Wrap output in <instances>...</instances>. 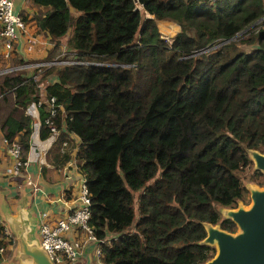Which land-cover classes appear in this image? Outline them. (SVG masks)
Wrapping results in <instances>:
<instances>
[{
    "label": "trees",
    "instance_id": "1",
    "mask_svg": "<svg viewBox=\"0 0 264 264\" xmlns=\"http://www.w3.org/2000/svg\"><path fill=\"white\" fill-rule=\"evenodd\" d=\"M28 2L45 9L22 21L33 20L53 49L70 33L66 56L77 63L43 68L38 82L53 77L44 96L60 107L51 157L67 161L61 141L79 140L87 224L107 240L102 263H203L214 253L198 244L203 223L234 231L218 207L242 199L246 150L264 148V0ZM161 20L177 25L170 43ZM38 82L26 68L0 74V131L23 152L31 132L24 110L39 99ZM37 108L44 139L51 134ZM2 238L0 228V246Z\"/></svg>",
    "mask_w": 264,
    "mask_h": 264
},
{
    "label": "crops",
    "instance_id": "2",
    "mask_svg": "<svg viewBox=\"0 0 264 264\" xmlns=\"http://www.w3.org/2000/svg\"><path fill=\"white\" fill-rule=\"evenodd\" d=\"M11 2L13 13L18 15L21 20V28L15 30L16 38L12 43L9 56L4 59V65L11 67L10 62L13 59L22 60L25 63L44 60L49 53H53V43L48 35L37 31L33 20L27 18L24 22L22 16L30 17L43 13L45 8L31 6L28 0H11ZM136 8L140 10L141 6ZM142 17L150 16L146 12H142ZM161 22L167 25L171 24L174 28L172 35L175 34L177 30L175 23L167 20H161L158 23ZM69 34L67 32L64 37L58 39L59 45L57 47H61L62 44L65 47ZM1 51L2 43L0 41V53ZM30 74L32 71H29ZM50 79L53 77L49 76L45 80V84ZM44 86L43 84L42 92ZM28 117L31 132L28 148L24 152V156L28 160L25 171L29 174L31 182L37 186L36 189L31 188L26 183L23 172L11 174L10 169L13 160L8 154V146L0 131V222L6 232L1 239L0 256L2 260L0 264H20L18 250L21 240H18L17 235H23L26 242L35 241L36 245L39 246L38 224L42 220V213H45L48 218H55L66 210V206H69L73 198V181L67 182L62 169L66 161L61 162V159H57L55 156L51 157L55 143L54 136L39 138L41 122L36 107L30 108ZM73 137L68 149V157L71 159L79 146V140L77 137ZM77 174L76 172V175H73L74 180L77 178ZM94 260L93 245L87 243L80 249L75 264H92Z\"/></svg>",
    "mask_w": 264,
    "mask_h": 264
},
{
    "label": "built area",
    "instance_id": "3",
    "mask_svg": "<svg viewBox=\"0 0 264 264\" xmlns=\"http://www.w3.org/2000/svg\"><path fill=\"white\" fill-rule=\"evenodd\" d=\"M208 3H214L216 0H205ZM18 15L13 13L11 0H0V41L2 43V56L6 59L9 56L12 49V43L16 38V28H21V22ZM171 41L167 42L170 43ZM60 63L59 60L53 58L52 60H41L32 63L18 64L16 66L6 68L4 71L8 72L16 68H32V74L30 77L33 81L38 82V77L42 73L43 68H48L52 65ZM62 63H77V61L69 59ZM42 86L41 82H38V89ZM44 106L45 117L42 123L48 127L51 136L58 133L54 125V117L57 115L60 107L55 104L53 96L45 97L43 94L39 95V99L36 103L30 104L25 110L24 115H30V108ZM38 109V108H37ZM4 142H6L4 140ZM8 146V154L13 160V165L10 169L11 174H20L23 172L25 175L26 183L31 188L36 189L37 186L31 182L29 174L26 173L25 168L28 165V160L24 156L22 146L13 140ZM68 141L65 139L61 141L59 145V152L62 154L66 150L68 151ZM64 170V177L67 182L73 181V198L66 206V210L62 214L55 218H48L45 213H42V220L38 224V240L39 246L44 250L51 264H75L78 259L80 249L87 243L93 245V257L92 264H103L101 261L100 245L107 243V240L95 237L92 228L87 224L89 218V195L85 186V180L83 176L78 172L76 161L74 157L68 158ZM77 174V178L73 179V175ZM67 173V174H66ZM71 175V178L69 176ZM0 228L5 236V230L0 222ZM75 236V238H74ZM1 251V249H0Z\"/></svg>",
    "mask_w": 264,
    "mask_h": 264
},
{
    "label": "water",
    "instance_id": "4",
    "mask_svg": "<svg viewBox=\"0 0 264 264\" xmlns=\"http://www.w3.org/2000/svg\"><path fill=\"white\" fill-rule=\"evenodd\" d=\"M246 152L254 170L264 175V153L255 149H247ZM249 197L250 205L246 209L240 206L235 209L222 207L221 213L234 223L237 232L203 223L205 235L198 244L212 246L214 253L201 264H264V187L249 189ZM17 238L21 240L18 250L20 264H51L35 241L26 242L23 235H17Z\"/></svg>",
    "mask_w": 264,
    "mask_h": 264
},
{
    "label": "rangeland",
    "instance_id": "5",
    "mask_svg": "<svg viewBox=\"0 0 264 264\" xmlns=\"http://www.w3.org/2000/svg\"><path fill=\"white\" fill-rule=\"evenodd\" d=\"M157 28H158V31L160 33V36L165 40V42L171 41V38L173 36L172 35L173 34V29H174L171 26V24L167 25L164 22L157 23ZM239 48L244 50V51L249 50V47L246 46V45H239ZM65 50L66 49H65V47H63V44H62L61 47H59V46L56 47L54 49L52 55L50 57H48V58L45 57L44 60H47V59L52 60L53 58H55L56 60L60 61V63H58L56 65L65 64V63H62V62L68 61L70 59L68 55L66 56L67 53H66ZM24 64H26V63H24ZM16 65H18V63L13 59V61L10 62V66L13 67V66H16ZM6 68H10V67H6V65L0 64V74L1 73H6L4 71ZM16 69H19V68H16ZM16 69H14V70H16ZM26 69H28V71H33V69L29 68V67H26ZM14 70H11V71H8V72L11 73V72H14ZM40 75H39V77H40ZM39 77H38V79H39ZM40 80H41V78H40ZM39 82L42 83V87L40 88V90L38 89V95L43 94L42 88H43V84L45 85V81L44 82L43 81H39ZM258 152L264 153V148L262 150L260 149ZM253 170H254L253 164L251 163L249 167H246L244 170H242L241 172L237 173V176L240 179L241 184L246 187V192L243 195L242 199L239 200V202L237 204H235V206L233 208H231V209H235V208H237L239 206L246 209L250 205L249 189L262 188L263 187V186H259L258 185L261 182V180H263V178L253 175L252 174ZM224 208L225 209H229L228 207H224ZM222 209L223 208H219L218 207V210H219V213H220V217L224 218V214L221 213ZM216 225H218V224H215V226ZM235 232H237V228L236 227L234 228V232H232V233H235Z\"/></svg>",
    "mask_w": 264,
    "mask_h": 264
},
{
    "label": "flooded vegetation",
    "instance_id": "6",
    "mask_svg": "<svg viewBox=\"0 0 264 264\" xmlns=\"http://www.w3.org/2000/svg\"><path fill=\"white\" fill-rule=\"evenodd\" d=\"M257 151H259V150H257ZM253 171H255V170H253ZM253 175H254V173H252ZM257 177H261V178H263V180H261V182L258 184L259 186H263L264 187V176L261 174L260 176H257ZM244 188H245V190H246V187L244 186ZM245 194V193H244ZM250 198V197H249ZM241 200V199H240ZM239 202V200H237L236 201V203L235 204H237ZM235 206V205H234ZM233 206V207H234ZM233 207H230V208H233ZM234 232V231H233Z\"/></svg>",
    "mask_w": 264,
    "mask_h": 264
}]
</instances>
